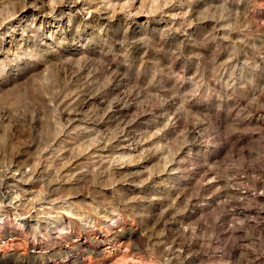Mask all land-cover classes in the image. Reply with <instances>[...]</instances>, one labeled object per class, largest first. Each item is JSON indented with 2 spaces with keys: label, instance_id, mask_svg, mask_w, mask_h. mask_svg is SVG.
<instances>
[{
  "label": "rangeland",
  "instance_id": "1",
  "mask_svg": "<svg viewBox=\"0 0 264 264\" xmlns=\"http://www.w3.org/2000/svg\"><path fill=\"white\" fill-rule=\"evenodd\" d=\"M248 2L0 0L5 31L22 16L67 24L69 10L78 21L127 22L130 33L140 22L129 35L137 72L122 88L110 90L98 65L89 76L91 61L103 58L81 50L64 54L79 71L72 63L59 69L69 81L61 94L18 92L7 107L0 96V109L8 110L0 118V193L37 201L44 191L41 174L72 188L69 177L82 175L81 168L107 169L105 180L148 184L139 194L149 198L151 209L143 247L125 241L110 264H237L242 247L264 240V0H251L250 9ZM138 37L144 40L137 48ZM41 71L46 83L49 69ZM74 72H80L78 85ZM124 88L130 89L124 118L136 119L135 137L124 142L128 146L111 147L115 121L101 112ZM203 98L215 101L224 144L189 160L193 135L208 111L195 103ZM73 105L102 123L82 129L64 112ZM28 175L32 179L23 178Z\"/></svg>",
  "mask_w": 264,
  "mask_h": 264
},
{
  "label": "clouds",
  "instance_id": "2",
  "mask_svg": "<svg viewBox=\"0 0 264 264\" xmlns=\"http://www.w3.org/2000/svg\"><path fill=\"white\" fill-rule=\"evenodd\" d=\"M62 2L72 5L75 0ZM235 4L239 6L241 0H235ZM244 6L250 9L251 0ZM65 15L67 24L63 19L22 16L9 31L0 27V96L4 97L5 107L9 96L18 92L53 97L61 94L69 81L59 69L65 63L76 65L75 60L64 56L68 52L85 50L93 57H102L91 61L94 66L89 76L98 65L107 72L104 83L111 84L112 90L122 88L124 81L137 72L129 35H135L140 22L132 25L130 33L125 27L127 22L78 21L71 10ZM143 40L138 37L137 48ZM114 63L116 67H112ZM45 67L49 69L46 83L41 71ZM75 71H79V65ZM123 92L128 96L130 89L124 88ZM195 103L204 104L208 111L201 129L193 135L189 160L217 153L224 144L215 101L203 98ZM80 171L82 175L73 173L69 177L74 180L72 188L56 184L55 177L38 176L44 191L37 201L27 197L13 200L10 191L0 193V264H110L125 241L132 247H143L148 231L145 222L151 212L149 198L139 194L144 182L119 184L113 176L105 180L107 169L92 172L86 166ZM237 264H264V240L254 247H242Z\"/></svg>",
  "mask_w": 264,
  "mask_h": 264
},
{
  "label": "bare ground",
  "instance_id": "3",
  "mask_svg": "<svg viewBox=\"0 0 264 264\" xmlns=\"http://www.w3.org/2000/svg\"><path fill=\"white\" fill-rule=\"evenodd\" d=\"M75 75L77 76V78L75 79V83L78 85L80 72H77ZM111 88L112 87H110V90H111ZM85 90H86V85H82L80 87L79 91L84 93ZM115 97H116V99H114V97H113L109 101V103H107V106H106L107 108H105L104 111L101 112L103 114L102 118L111 119V120L115 121V128H114L115 130L114 131L112 130L114 133L112 135L113 138L111 140L113 142H110L111 147L128 146V144L126 145V143H124V142L127 140H130V139H133L135 137L134 130L132 128L136 124V123H134L136 119L135 118H130V119L124 118L125 112H126L127 108L129 107L128 103L125 100V98L128 96L117 95ZM64 112L68 115L69 120L77 121V123L79 124V126L82 127V129H85V130L87 129L88 131L92 130L93 128H96V127H94V125L97 123V121L102 123L101 119H100L101 121L96 120V123H94L95 121L93 120V118H91V116L90 117H84L83 114L81 113L80 109L75 105L69 107L68 110H66V111L64 110ZM7 114H8V110L5 107L0 109V118H2L4 116H8ZM194 128L195 127H193V129ZM101 139L95 138L96 141H99L98 143H100ZM143 187H145V189H147L149 187V185L144 184Z\"/></svg>",
  "mask_w": 264,
  "mask_h": 264
}]
</instances>
